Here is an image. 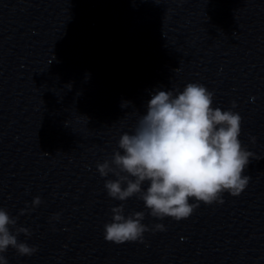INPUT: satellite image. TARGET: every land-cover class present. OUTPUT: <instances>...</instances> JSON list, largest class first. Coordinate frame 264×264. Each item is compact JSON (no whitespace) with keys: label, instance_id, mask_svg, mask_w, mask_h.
Here are the masks:
<instances>
[{"label":"clouds","instance_id":"clouds-1","mask_svg":"<svg viewBox=\"0 0 264 264\" xmlns=\"http://www.w3.org/2000/svg\"><path fill=\"white\" fill-rule=\"evenodd\" d=\"M213 96L200 83H188L182 91L156 90L145 114L134 111L132 130L121 134L111 159L97 163L101 177H116L105 181L108 196L121 202L135 196L152 217L175 221L189 218L201 202L222 204L225 193L239 196L250 182V176L243 173L251 157L239 139L242 117L214 108ZM130 103L124 101L121 107ZM40 204V197H35L32 206ZM111 212V222L104 225L107 242L143 243L146 232L166 230L162 223L149 229L142 223L143 211L126 216L123 203ZM58 218L57 214L54 219ZM16 224L17 219L0 208V264H8L4 253L9 248L20 256L37 251L18 240L21 233L30 235L27 228L17 227L15 233L10 230Z\"/></svg>","mask_w":264,"mask_h":264}]
</instances>
